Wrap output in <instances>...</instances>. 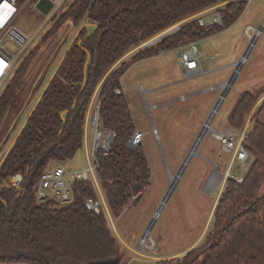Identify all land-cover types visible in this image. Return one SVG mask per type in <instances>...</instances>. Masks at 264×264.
<instances>
[{
  "label": "trees",
  "instance_id": "obj_1",
  "mask_svg": "<svg viewBox=\"0 0 264 264\" xmlns=\"http://www.w3.org/2000/svg\"><path fill=\"white\" fill-rule=\"evenodd\" d=\"M228 1L75 0L69 6L43 43L68 20L78 27L86 15L97 29L92 35L87 28L80 31L0 168V264H121L120 243L107 216L86 207L87 199L99 196L91 181H76L71 200L63 203L55 197L39 200L37 184L51 165L67 163L84 149L89 109L95 99L101 103L102 127L116 134L108 156H100L98 179L105 201L116 218L131 202L138 204L152 185L153 172L144 140L134 149L129 147L137 129L121 91V79L141 60L232 27L248 0ZM216 7L224 27L201 26L195 16ZM176 26L177 30L155 44L141 48ZM33 53L19 64L0 97V128L8 111L15 110L17 116L22 109L18 91L31 70ZM263 96L260 89L242 93L228 117L229 128L241 130ZM255 117L257 122L245 142L253 163L241 183L227 179L206 245L155 264H264V194L260 192L264 180V99ZM18 174L24 177L20 189L2 186Z\"/></svg>",
  "mask_w": 264,
  "mask_h": 264
},
{
  "label": "rangeland",
  "instance_id": "obj_2",
  "mask_svg": "<svg viewBox=\"0 0 264 264\" xmlns=\"http://www.w3.org/2000/svg\"><path fill=\"white\" fill-rule=\"evenodd\" d=\"M74 1L65 0L58 13L45 24L46 16L36 9V0L18 18L16 26L31 37L26 51H34L27 80L18 91L22 108L29 103L18 120L14 121L15 110L4 120L0 128V145L6 137L9 139L19 131L24 117L74 40L78 32L76 27L68 31L69 28L63 25L46 43L42 42ZM215 12L204 18H210ZM247 27L261 28V35L211 123L208 119L223 94L221 86L233 78L236 63L250 46L251 41L244 32ZM87 30L89 35L96 31L91 25ZM150 42L152 40L141 48ZM196 44L202 55L203 74L199 76L188 78L179 63V52L172 50L135 63L121 79V91L129 104L136 129L144 134L143 147L153 172L152 185L141 201L133 205L131 202L119 218L112 216L109 220L110 229L120 243L121 264H155L160 260L183 257L206 245L231 159L221 153L222 145L216 132L230 129L228 117L242 93L258 89L264 92V0H248L246 10L236 24ZM206 126L209 128L203 140H197ZM12 129L15 130L11 132ZM90 147L93 150L91 139ZM88 151L89 146H85L73 159L61 165L69 171H84L91 161ZM188 157L191 160L170 193L172 179L180 174ZM245 166L250 167V164ZM215 171L219 174L218 181L215 189L210 191L206 184ZM243 171V164L236 161L231 175L240 177ZM260 192L264 194V180ZM164 199L167 201L162 205ZM153 221L145 245H140ZM186 249L187 252L180 254Z\"/></svg>",
  "mask_w": 264,
  "mask_h": 264
},
{
  "label": "built area",
  "instance_id": "obj_3",
  "mask_svg": "<svg viewBox=\"0 0 264 264\" xmlns=\"http://www.w3.org/2000/svg\"><path fill=\"white\" fill-rule=\"evenodd\" d=\"M34 0H25V2L20 3L19 0H0V97L4 93L3 89L5 84L10 82L11 78L14 76L19 64L26 58L27 56V47L31 42V37L27 35L22 29L16 26V22L20 17L21 13L28 7L30 3ZM39 0H36L34 3L35 7ZM54 2V6L50 13L46 15V20L44 22L47 23L49 19H51L58 11L62 8L65 3V0H52ZM218 7L212 8L204 11L203 13L195 16L198 18V22L201 26H209V25H218L224 27V19L221 14L215 12L210 18H204V16L208 13L214 12ZM60 18V17H59ZM93 23L86 15L81 23L79 24L77 29V34L74 38V43L77 41L80 31ZM95 25V24H94ZM75 27V26H73ZM261 30V28H246V36L250 39V46L247 49L245 55L236 63V70L234 72L233 77L236 72L241 70V68L247 63L249 58V50L253 43V40L257 36V31ZM250 32H254V35L251 36ZM261 33L259 34L260 37ZM159 37V36H158ZM257 38V40L259 39ZM156 39V38H155ZM153 41V40H152ZM257 42V41H256ZM255 42V43H256ZM156 43V42H155ZM154 43V44H155ZM153 45L152 44H149ZM179 56L178 60L188 78H193L203 74L202 69V55L198 51V47L196 43H190L184 47H180L178 50ZM237 64H242L238 70ZM9 84V83H8ZM39 94L37 100L32 104L30 110L24 117L21 122L22 126L19 128V131L14 134L11 138H5V142H2L0 145V168L5 161L7 155L12 150L17 137L19 136L21 130L23 129L25 123L29 119L33 110L35 109L41 95L43 94L45 87ZM117 95L121 94V91H116ZM221 100V98H220ZM219 100V101H220ZM29 101L24 105L19 114L15 117V120H18L28 106ZM260 102H258L250 111L246 118V122L241 130L228 129L225 132H216L217 139L222 145V150L228 153L231 156L230 163L228 165L227 170L225 171L224 181L221 193L226 187V181L228 178L236 179L238 182H242L246 173L249 170V167H246V163L250 165L253 163V159L248 151L245 149V142L249 135L254 129V126L257 122V118L255 117V111ZM101 103L100 101L93 100L88 114V120L86 125V131L89 129L94 130V147L93 150L90 151V163L89 167L84 171H69L65 167L57 165L54 167H49L41 176L38 184H37V196L39 200H46L48 198H58L62 202H69L72 197V187L76 181L85 180L91 181L95 188L98 191V198L96 199H87L86 207L88 210L94 212L95 214H100L104 212L107 216L108 220H112V214L110 209L105 201L103 192L100 188L99 179H98V170L100 168V156L107 157L112 146L113 140L116 136L115 132L102 127L100 119H101ZM9 115V111L5 116V119ZM2 128V126H1ZM15 129L10 130L11 132ZM154 134L157 135V131L153 130ZM144 140V134L141 132H135L129 141V147L134 149L138 147L142 141ZM236 161H240L243 164V174L240 177L232 176L231 169L233 164ZM219 167V165H218ZM24 182V177L21 174L15 175L10 180L4 182L3 187H12L16 189H20ZM220 193V195H221ZM219 195V197H220ZM135 200V198L133 199Z\"/></svg>",
  "mask_w": 264,
  "mask_h": 264
},
{
  "label": "bare ground",
  "instance_id": "obj_4",
  "mask_svg": "<svg viewBox=\"0 0 264 264\" xmlns=\"http://www.w3.org/2000/svg\"><path fill=\"white\" fill-rule=\"evenodd\" d=\"M260 33H261V30H258V31H257V36H256V38L253 40V43H252V45H251V47H250L249 52H250V51L252 50V48L254 47L255 42L257 41V38L259 37V34H260ZM241 65H242V64H237L238 70H239V68L241 67ZM237 76H238V71L236 72L235 76H234L232 79H230L229 81H227L226 83H224V84L221 86V88H222V90H223L222 98H221V100L219 101L217 107H216V108L214 109V111L212 112V114H211V118L208 119L209 122H211V123L213 122L214 117H215V114H216L215 112H216V111L218 112V109H219L220 105H221L222 102L225 100L226 95H227L228 91L230 90V88H231V86H232L234 80L237 78ZM227 89H228V90H227ZM226 91H227V92H226ZM225 92H226V93H225ZM208 120H207V121H208ZM208 128H209V126H206V128H203V131H202V133L200 134V136L197 138V140H198V139L203 140V137H204V135L206 134ZM199 143H200V142L198 141L197 144H196V146H198ZM190 160H191V158L188 157V159H187V161H186V163H185V165H184L185 167H183V169H182V171L180 172V174H179L176 178L174 177V178L172 179L171 188H170V193H172V191H174L175 186H177V185H175V184L178 182L179 177L181 178V175H182L183 172L185 171V168H186V166L188 165V163L190 162ZM215 173H216V174H215ZM218 175H219L218 172L215 171L214 174L211 176V178H209V180H208L206 186L209 187L210 191H211V189H212V190L215 189V186L217 185V181H218ZM168 195H170L169 192H168ZM168 195H167V196H168ZM170 196H171V195H170ZM170 196H169V197H170ZM166 201H167V199L164 200V202H163L162 205H165V204H166ZM159 214H160V213H159ZM159 214H157V215H159ZM154 223H155L154 221L151 223V226L149 227L148 231H147V232L145 233V235L143 236V238H142V240H141V242H140V245H145V240L147 239V235H148V233H150L151 227H152V225H153Z\"/></svg>",
  "mask_w": 264,
  "mask_h": 264
},
{
  "label": "water",
  "instance_id": "obj_5",
  "mask_svg": "<svg viewBox=\"0 0 264 264\" xmlns=\"http://www.w3.org/2000/svg\"><path fill=\"white\" fill-rule=\"evenodd\" d=\"M53 6H54V2L52 0H39L38 3L36 4V9L42 15L46 16V15H48L50 13V11L52 10ZM178 28H179V26H176V27L172 28L171 30L167 31L166 33L160 35L158 38L154 39L149 44H152V43H155V42L159 41L160 39H162L165 36L169 35L170 33H172L173 31L177 30ZM149 44H147L143 48L149 46ZM221 98H222V96H221ZM164 200H163V202H164ZM118 263H119L118 261H108V262H100V263H96V264H118Z\"/></svg>",
  "mask_w": 264,
  "mask_h": 264
},
{
  "label": "crops",
  "instance_id": "obj_6",
  "mask_svg": "<svg viewBox=\"0 0 264 264\" xmlns=\"http://www.w3.org/2000/svg\"><path fill=\"white\" fill-rule=\"evenodd\" d=\"M73 21L72 20H68L65 24H64V26H65V28L67 29V28H69L68 29V31L69 30H71L72 28H73V26H74V23H72ZM91 26H93V27H95V30L97 29V25H91ZM244 32H245V36H246V29L244 30ZM74 41V40H73ZM72 41V43H71V45H69L68 47H67V49H66V51H65V54H66V52L69 50V48L74 44V42ZM64 54V55H65ZM64 55H63V57H64ZM63 57H62V59H63ZM61 59V60H62ZM61 60H60V62H61ZM60 62L58 63V65L55 67V69H54V71H53V73L51 74V77L54 75V73H55V71H56V69H57V67L59 66V64H60ZM51 77L49 78V80L51 79ZM48 80V81H49ZM263 99H264V96L262 97V99L259 101V102H261V101H263ZM137 132H140V131H138L137 130ZM142 133V132H141ZM91 136V137H90ZM90 137V138H89ZM94 130H92V129H89L88 130V132L86 131V147H88L89 146V151H88V154L90 153V151L92 150L91 149V147H90V139H91V141H92V144L94 145ZM57 165H60V166H63V165H61V164H53V165H51L50 167H54V166H57ZM64 167V166H63ZM219 200V199H218ZM217 202V201H216ZM185 252H187V251H185ZM180 254H184V252L183 253H180ZM177 255H179V254H177ZM176 256V255H175ZM181 256V255H180ZM177 258V257H176Z\"/></svg>",
  "mask_w": 264,
  "mask_h": 264
}]
</instances>
